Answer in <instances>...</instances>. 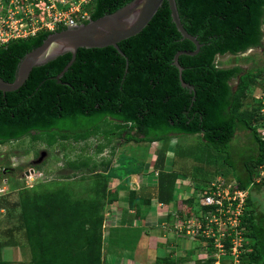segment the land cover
Instances as JSON below:
<instances>
[{"label":"trees","instance_id":"16d2710c","mask_svg":"<svg viewBox=\"0 0 264 264\" xmlns=\"http://www.w3.org/2000/svg\"><path fill=\"white\" fill-rule=\"evenodd\" d=\"M129 1L92 0L87 6L90 20ZM176 3L184 27L203 43L197 54L179 56L184 67L182 77L194 85L193 91L182 85L180 70L173 61L178 51L195 50L196 45L183 38L165 0L141 32L119 42L126 56L112 45L79 48L74 63L60 80L56 76L71 60V53L34 67L18 89L0 90V143L30 135L53 147L62 140L83 141L100 134L109 145L115 138L127 143L153 142L167 141L175 134H201L204 142L226 153L227 160L232 157L229 146L234 137L247 131L255 151L238 164L240 172L234 179L242 188L248 187L264 163V142L255 127L258 107L250 101L254 86H264V64L248 69L240 64L225 66L217 63V57L241 54L262 45L264 0ZM50 33L41 32L0 46V76L13 81L20 58L42 44ZM103 145H98L99 151ZM110 165L105 161L103 169L97 171L95 162L66 161L73 172L61 174L63 179L76 176L83 168L94 173L92 184L86 185L92 188L89 197L74 194L67 182L56 180L23 190L16 204L21 210L18 224L12 223L11 213L10 221L6 215V222L0 214V234L8 237L0 239V264H105L104 213L107 202L114 199L108 193L110 177L105 174ZM1 167L10 171L9 167ZM155 167L159 169L156 194L161 202L169 203L178 175L165 172L159 162ZM43 185L46 188L41 190ZM263 191L264 184L255 183L246 200L240 264H264V209L261 199L253 194ZM6 198L0 196V210L9 213L14 206L9 208ZM193 199H186L187 207H193ZM19 231L25 236V253L30 257L6 263L2 249L18 245L12 235ZM208 251L212 253L213 249ZM230 259L229 251L222 256L225 263ZM204 260L205 264H214L215 258ZM163 262L177 263L167 258Z\"/></svg>","mask_w":264,"mask_h":264},{"label":"rangeland","instance_id":"374dc122","mask_svg":"<svg viewBox=\"0 0 264 264\" xmlns=\"http://www.w3.org/2000/svg\"><path fill=\"white\" fill-rule=\"evenodd\" d=\"M217 61L225 66L240 64L246 69L264 64V37L261 46L251 48L246 52L237 55H219ZM236 83L237 81L234 80L233 85H236ZM257 89L258 86H254V94H257ZM249 141L247 131L238 132L229 146V152L232 154V157L226 160V153L218 151L213 146L204 142L201 134L170 135L167 141L163 140L161 143L155 144L151 143V141H131L127 143L124 142L122 138H115L109 145H106L105 137L99 134L92 135L83 141H76L72 138L62 140L57 142L53 147L48 146L42 140H34L32 136L28 135L19 140L6 142L0 145V166L10 168V171L1 170L0 186L5 188V190H0V196L7 197L6 204L9 208L14 206L13 209L10 208V211H8L9 213H4L5 209L2 208L0 214H3L1 215L2 220L6 222V215L8 214L7 218L8 216L11 217V215H9L11 213L12 223L17 225L19 212L21 210L16 204L18 203L21 192L32 187L35 183L48 184L51 182L50 180L67 182L74 194L78 196L88 195L89 197V191H92V188L86 185L90 183L92 184L94 173H92L90 168H83L75 173L76 176H73L68 180L63 179V174H72L73 172L72 169L66 166V161L68 159L88 160L90 164L95 162L98 164L97 171L103 169L105 161L111 162V169H115L119 165L122 167L126 162H129L132 165L133 163L141 162L142 160L146 161V163L151 162V165L154 163V166L159 162L163 167L164 161L162 160H164L166 154H168L169 144H172V151L173 153H177V156L174 160L173 157L170 159L167 158L166 171H168V165H170V167L172 165L177 166L174 169L178 173L179 184L193 187L195 183L200 182L205 183L203 184V187H205L207 181L212 182L222 175L227 179H234L235 174L237 175L240 172V166H238V164L242 163L244 158L251 156L255 151ZM99 144H104L101 151H99ZM155 147H158L156 154H154L155 152L151 154L150 149L152 151ZM165 147L166 150L164 151ZM153 158L157 159L153 162ZM32 167L37 171L33 173V175L27 176V170ZM118 171L123 172L121 169H118ZM40 172L42 175H38ZM107 172L105 174H108L109 177L115 176V174ZM118 176L121 177L122 175L118 174ZM20 183H23V186H20ZM44 188H46L45 185L40 186L41 190ZM93 191H95L94 188ZM146 191L153 193L155 190L146 189ZM198 194L199 191H195L192 195L197 196ZM253 194L255 197L261 199L262 203L260 206L264 209V191L260 194L253 192ZM138 200L142 203L141 199ZM182 210L184 209L182 208ZM8 220L10 221L9 218ZM176 220L177 218L174 217V219L170 221L175 223ZM171 222L170 225L168 224L169 227H171ZM116 227L117 226L112 228L105 227L103 229L104 241L108 236V239L104 244L105 250H110L114 252L113 254L117 255L113 260L115 261L114 264H117L119 261L118 259L121 257L123 245H126L129 249L126 256L130 259L134 258L139 262L146 261L153 263L154 261L153 264H159L160 261L157 262V255L165 257L166 250L162 248L158 250L150 248L149 245L153 243V236H150L149 238L148 236L140 234V231H131L130 233L127 231L129 229H125V231L122 232L123 229ZM12 236L17 239L18 245L4 246L2 249V260L6 263L26 261L30 256L29 253H25V250H27L25 236L21 231L14 233ZM135 236H137V242L134 240ZM181 236L183 237L181 246L184 253L183 251L176 253L175 256L177 258L186 256L184 262L187 264H195L197 260H204L206 258L205 250L203 249L200 240L194 239L186 234H181ZM5 238L6 236L4 237L0 234V239L4 240ZM6 239H8V237ZM201 247L202 251L200 252L199 250ZM136 254H138V258ZM154 254H156V258ZM166 257L168 258L167 255ZM199 264L205 263L200 261Z\"/></svg>","mask_w":264,"mask_h":264},{"label":"built area","instance_id":"2783aa9c","mask_svg":"<svg viewBox=\"0 0 264 264\" xmlns=\"http://www.w3.org/2000/svg\"><path fill=\"white\" fill-rule=\"evenodd\" d=\"M91 2L92 0H0V46L90 20L87 6ZM217 63L219 64L218 61ZM257 90V94L251 95V103L258 107L259 119L255 127L264 142V86L258 85ZM2 169L4 168L0 166V171ZM36 171L33 167L29 168L26 175H33ZM254 179L248 187L242 188L236 179L230 180L223 175L217 177L201 188L193 199V208L197 212H186L183 216L176 212L177 220L173 223V229L200 240L205 250V259L213 256L214 264H240L245 229L241 225L242 216L245 214L246 200L252 185L264 184V163ZM1 189L5 190L0 186ZM208 248L213 249V252L210 253ZM228 251L231 259L225 263L222 256Z\"/></svg>","mask_w":264,"mask_h":264},{"label":"crops","instance_id":"0c3cea01","mask_svg":"<svg viewBox=\"0 0 264 264\" xmlns=\"http://www.w3.org/2000/svg\"><path fill=\"white\" fill-rule=\"evenodd\" d=\"M162 141L163 140L153 141L151 143H161ZM157 150L158 147H155V149L153 148L152 151L150 149V153L153 154V152H155L154 154H156ZM176 156L177 153H173L172 151V144H169L168 154H166V158L164 159L163 170L165 172L177 173V171L174 169L177 166L174 165H172L171 167L170 165H168V171H166L167 158L170 159L173 157L174 160ZM155 159L153 158L152 161L154 162ZM118 169H121L123 172H119ZM107 173L115 174V176H110L111 180L108 186V193H112L109 195H111L114 199H110V202H107L105 206L104 226L110 228L117 226L116 228L123 229L122 232H124L125 229H129L127 231L130 233L131 231H140V234L148 236L149 238L150 236H153V243L149 245L150 248H155L156 250L162 248L166 250L165 257H160L157 255V262L160 261L159 264L164 263L163 260L167 258L166 255L168 256L167 259H175L177 261L176 264H187L186 262H184L186 256L180 258H177L175 256L178 252L183 251L184 253V250L181 246L183 237L181 236V233H176L177 231L173 229V223L170 220L174 219V217L176 216V212L181 214L182 212L186 213L198 211L193 207L191 208L190 205L187 207L186 199L197 197L192 194L195 191H199L201 188H203V184L205 183L198 182L195 183L193 187H189L179 184L178 177L173 188L174 194L172 200L168 203L161 202L156 194L159 169L154 166V163L151 165V162L146 163V161L142 160L141 162L133 163L131 165L129 162H126V164H123L122 167L119 165L115 169H109ZM118 174H121L122 176L119 177ZM208 183H210V181L206 182V184ZM146 189H153L155 191L153 193H150L146 191ZM137 198L141 199L142 203H140ZM182 208L184 210H182ZM170 222L172 223L171 227L168 226V224L170 225ZM136 237L137 236H135L134 239L135 242H137ZM122 249L123 252L121 254V257L118 259V262L116 261L117 264L154 263V261L153 263H149L146 261L139 262L134 258L130 259L126 256L127 252L129 251L128 247L126 245H123ZM199 251L201 252V249ZM113 253L114 252L110 250H105V264L115 263V261L113 260L117 255ZM136 255L138 258V254ZM154 255L156 258V254ZM200 260L202 261V263H205V260ZM167 263L170 264L169 262Z\"/></svg>","mask_w":264,"mask_h":264},{"label":"water","instance_id":"95a60500","mask_svg":"<svg viewBox=\"0 0 264 264\" xmlns=\"http://www.w3.org/2000/svg\"><path fill=\"white\" fill-rule=\"evenodd\" d=\"M165 0H130L113 12L50 33L39 46L22 56L18 62L13 81H7L0 76V90L14 91L21 87L34 67L42 66L65 53H71L72 58L64 69L56 76L58 80L74 63L79 48H102L114 46L123 56L125 53L119 42L141 32L152 20ZM172 19L183 38H188L196 45L195 50H180L176 53L173 63L180 70V80L190 91L194 85L187 83L182 77L184 67L179 62L181 54H197L203 43L197 36L191 34L181 21L176 0H168ZM128 65V64H127Z\"/></svg>","mask_w":264,"mask_h":264},{"label":"flooded vegetation","instance_id":"af4514ba","mask_svg":"<svg viewBox=\"0 0 264 264\" xmlns=\"http://www.w3.org/2000/svg\"><path fill=\"white\" fill-rule=\"evenodd\" d=\"M22 138H23V137H22ZM19 139H21V138H19ZM19 139H17V140H19ZM10 141H14V140H8V141L1 142L0 145H1V144H4V143H6V142H10Z\"/></svg>","mask_w":264,"mask_h":264},{"label":"clouds","instance_id":"9594fccd","mask_svg":"<svg viewBox=\"0 0 264 264\" xmlns=\"http://www.w3.org/2000/svg\"><path fill=\"white\" fill-rule=\"evenodd\" d=\"M1 172V171H0Z\"/></svg>","mask_w":264,"mask_h":264}]
</instances>
